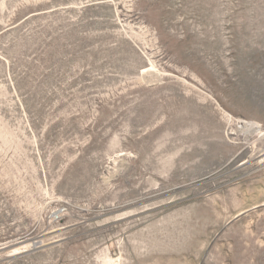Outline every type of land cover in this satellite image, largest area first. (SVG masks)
<instances>
[{
	"label": "rangeland",
	"instance_id": "1",
	"mask_svg": "<svg viewBox=\"0 0 264 264\" xmlns=\"http://www.w3.org/2000/svg\"><path fill=\"white\" fill-rule=\"evenodd\" d=\"M259 129L264 0H0V264H264Z\"/></svg>",
	"mask_w": 264,
	"mask_h": 264
},
{
	"label": "bare ground",
	"instance_id": "2",
	"mask_svg": "<svg viewBox=\"0 0 264 264\" xmlns=\"http://www.w3.org/2000/svg\"><path fill=\"white\" fill-rule=\"evenodd\" d=\"M154 69V68H153ZM148 71H149V69H148ZM147 74V73H146ZM240 121V120H239ZM244 120H242V122H243ZM245 123H247L246 122V120H245ZM254 123V122H253ZM252 124H250V126H251ZM257 125V127L258 128H260L261 127V125H259V124H256ZM252 127V126H251ZM250 128V127H249ZM260 130V129H259ZM262 130V129H261ZM260 130V131H261ZM262 132V134H264V130L263 131H261ZM111 169V168H110ZM111 172V171H110ZM111 174H113L112 172H111ZM111 177V176H110ZM110 177H108V178H110ZM59 229V228H58ZM30 246H32V244L31 243H28V244H25L23 247H18V248H16L15 250H14V252H12V253H15V254H18V253H21V250H23V249H26V248H28V247H30ZM24 252V251H23ZM14 256V255H13Z\"/></svg>",
	"mask_w": 264,
	"mask_h": 264
}]
</instances>
